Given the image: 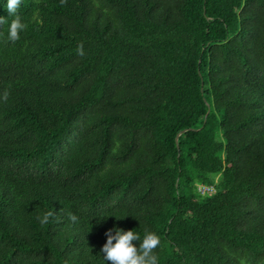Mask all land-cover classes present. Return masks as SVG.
<instances>
[{"label":"trees","instance_id":"obj_1","mask_svg":"<svg viewBox=\"0 0 264 264\" xmlns=\"http://www.w3.org/2000/svg\"><path fill=\"white\" fill-rule=\"evenodd\" d=\"M6 4L0 264H264V0H20L15 42Z\"/></svg>","mask_w":264,"mask_h":264},{"label":"clouds","instance_id":"obj_2","mask_svg":"<svg viewBox=\"0 0 264 264\" xmlns=\"http://www.w3.org/2000/svg\"><path fill=\"white\" fill-rule=\"evenodd\" d=\"M19 4L20 0H7L6 4L9 17H14L8 26V40L11 42L19 39V34L25 27L16 14ZM3 19L0 17V23L3 22ZM51 215V212H44L39 222L46 224ZM68 218L72 222L77 220V217L72 214H69ZM113 232L115 235L112 234ZM105 236L107 237L106 243L100 250L103 253V262L108 261L111 264H158V257L154 250L159 246L160 239L154 232L145 231L141 235L135 230L126 231L121 228H113L106 232ZM134 242H138V248Z\"/></svg>","mask_w":264,"mask_h":264},{"label":"built area","instance_id":"obj_3","mask_svg":"<svg viewBox=\"0 0 264 264\" xmlns=\"http://www.w3.org/2000/svg\"><path fill=\"white\" fill-rule=\"evenodd\" d=\"M199 193H201L203 196L205 195H212L215 193V189L212 187H205V186H199L198 187Z\"/></svg>","mask_w":264,"mask_h":264}]
</instances>
